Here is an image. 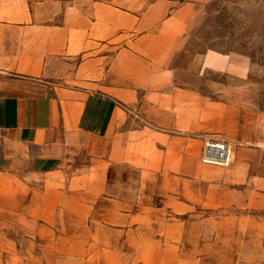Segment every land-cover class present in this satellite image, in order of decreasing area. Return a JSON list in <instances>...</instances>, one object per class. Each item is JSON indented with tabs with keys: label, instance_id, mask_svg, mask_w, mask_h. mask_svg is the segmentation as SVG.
<instances>
[{
	"label": "crops",
	"instance_id": "crops-1",
	"mask_svg": "<svg viewBox=\"0 0 264 264\" xmlns=\"http://www.w3.org/2000/svg\"><path fill=\"white\" fill-rule=\"evenodd\" d=\"M212 1L0 0V264H45L43 249L57 252L60 231L76 246L73 225L84 216L105 217L112 231L130 225L123 193L108 196L106 208H86L111 194L110 170L127 163L149 167L150 182L177 193L182 213L189 200L264 208V64L195 32ZM125 28L138 32L129 47L80 60ZM206 137L230 144L229 165L203 161ZM228 220L233 232L264 241L263 216ZM153 243L127 241L135 263L197 261L174 255L172 245L143 255Z\"/></svg>",
	"mask_w": 264,
	"mask_h": 264
},
{
	"label": "rangeland",
	"instance_id": "rangeland-1",
	"mask_svg": "<svg viewBox=\"0 0 264 264\" xmlns=\"http://www.w3.org/2000/svg\"><path fill=\"white\" fill-rule=\"evenodd\" d=\"M207 11V23L195 29V32L203 33L207 45L221 50L235 48L250 53L254 60L264 64V0H214ZM119 32L97 41L92 50L79 56L80 60L94 56L96 51L108 54L110 58L117 49L129 47L133 37L138 34L128 28ZM149 170V167L136 169L129 163L114 167L109 172V180L113 182L111 194L103 192L98 194L97 199L94 197L91 201H86L88 210L91 207L103 209L108 206V196L123 193L124 209L131 214L130 225L112 231L106 227L103 221L105 217L97 213L90 217L84 216L83 221H77L73 225L76 246L70 247L69 233L60 231L61 243L58 249L55 248L57 252L52 254V248L47 246L43 249L45 264H141L135 263L132 257L135 250L128 246V240L154 241V247H146L145 244L140 248L143 255L151 249L162 256L165 247L172 245L174 255L197 260L190 264H264V241H256L255 236L252 238L250 233L233 232L234 222L228 220L240 214L264 217V208L258 211L231 205L209 208L206 201L189 200L187 211L182 213L181 200L173 198L177 193L167 192V185L164 183L150 182ZM207 175L210 176L208 173ZM30 181L38 185L44 182V178L32 177ZM218 227L220 231L217 230ZM219 240L221 246L214 247ZM230 240L246 241L247 245L230 250L223 246L224 242ZM116 241H121L117 244L118 247H107L109 243ZM124 241L126 242L122 244ZM37 251L35 244L30 243V262H37ZM116 251L122 255L119 259H113L110 255V252ZM245 255L250 256L252 262H235L236 256L244 259Z\"/></svg>",
	"mask_w": 264,
	"mask_h": 264
},
{
	"label": "built area",
	"instance_id": "built-area-1",
	"mask_svg": "<svg viewBox=\"0 0 264 264\" xmlns=\"http://www.w3.org/2000/svg\"><path fill=\"white\" fill-rule=\"evenodd\" d=\"M230 144L223 139L211 137L206 138L202 147L201 158L208 162L228 165L230 163Z\"/></svg>",
	"mask_w": 264,
	"mask_h": 264
},
{
	"label": "bare ground",
	"instance_id": "bare-ground-1",
	"mask_svg": "<svg viewBox=\"0 0 264 264\" xmlns=\"http://www.w3.org/2000/svg\"><path fill=\"white\" fill-rule=\"evenodd\" d=\"M230 154H231V151H230ZM230 154H229V158H230ZM204 161V160H203ZM205 162V161H204ZM208 163V162H206ZM209 164V163H208ZM212 164H219V165H224V164H220V163H212Z\"/></svg>",
	"mask_w": 264,
	"mask_h": 264
}]
</instances>
